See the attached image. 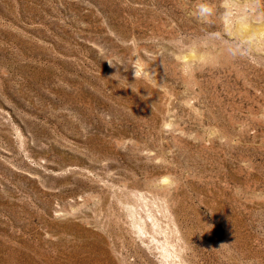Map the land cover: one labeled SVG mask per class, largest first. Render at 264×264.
Here are the masks:
<instances>
[{
  "label": "rangeland",
  "instance_id": "1",
  "mask_svg": "<svg viewBox=\"0 0 264 264\" xmlns=\"http://www.w3.org/2000/svg\"><path fill=\"white\" fill-rule=\"evenodd\" d=\"M0 0V264H264V0Z\"/></svg>",
  "mask_w": 264,
  "mask_h": 264
},
{
  "label": "clouds",
  "instance_id": "2",
  "mask_svg": "<svg viewBox=\"0 0 264 264\" xmlns=\"http://www.w3.org/2000/svg\"><path fill=\"white\" fill-rule=\"evenodd\" d=\"M192 14L198 21L206 23L213 15V9L209 5L208 0H198Z\"/></svg>",
  "mask_w": 264,
  "mask_h": 264
}]
</instances>
